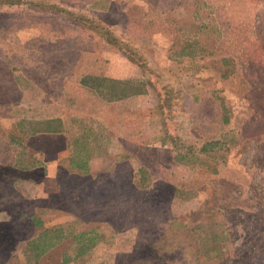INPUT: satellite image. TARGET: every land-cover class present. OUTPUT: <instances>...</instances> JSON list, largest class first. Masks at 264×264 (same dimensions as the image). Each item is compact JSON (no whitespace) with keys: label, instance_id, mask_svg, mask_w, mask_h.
<instances>
[{"label":"rangeland","instance_id":"obj_1","mask_svg":"<svg viewBox=\"0 0 264 264\" xmlns=\"http://www.w3.org/2000/svg\"><path fill=\"white\" fill-rule=\"evenodd\" d=\"M34 216L99 234L69 264H207L227 231L229 264L264 263V0H0V264Z\"/></svg>","mask_w":264,"mask_h":264},{"label":"trees","instance_id":"obj_2","mask_svg":"<svg viewBox=\"0 0 264 264\" xmlns=\"http://www.w3.org/2000/svg\"><path fill=\"white\" fill-rule=\"evenodd\" d=\"M182 55L196 56V53L195 51H189L186 50V48H183ZM222 60L223 62H228V57L224 56ZM92 78L95 79L94 82L89 81L86 78H83L82 82L87 86L97 88L98 91L103 92V94H105V96L111 100L120 99L133 94H143L148 92L147 83L143 79L138 81L135 80L134 82L132 79L121 80L107 76H96ZM79 138L80 135H78V138L76 139ZM219 143H221V141L215 140L207 142L206 145H214ZM206 145L203 147V150H206L208 148V146ZM80 150L81 149H79V152ZM89 158L90 156L88 157L85 155H82V158L80 160H75L72 158V166L76 167V170L86 173L90 170ZM132 184L135 190H137V188L135 187L140 188V186L137 185L135 182H132ZM175 191L178 192L179 190L176 189ZM117 198L123 199L122 196ZM195 213H197V211L188 212L186 218L193 217ZM31 218L33 220L34 227L39 229V231L37 236L25 243L22 248V250L26 252L25 257L27 264H42L43 262L48 261L52 257L59 259V261H56L55 264H69L77 259L82 258L89 251H92L98 243L99 234L95 230L79 231L78 233L73 234L71 237V232L69 231L70 226H68V230L65 224L54 225L50 227L46 226L45 222L37 216ZM187 227L190 228V223H188ZM195 228L196 226L192 227V231H194ZM0 237L3 241H6L5 237L1 234V232ZM230 239L231 233L228 231L226 232V234L222 233L221 237L217 236V233H212L210 236V241L212 240L214 241V243H211V247H208V249L205 251V253H203V255L202 252L200 254L198 253V251L197 253H194L193 262H199V260L204 261L203 258H205V260L208 261L207 264H229L228 262L232 258L227 254L228 245L226 242ZM62 247H64L65 249L62 250ZM249 249L250 250H246L247 252L245 251V253H243L244 255L242 256L243 262L245 261L246 264L250 262L249 258L252 256V254L254 255L256 246H251ZM51 251H56L57 253L60 252V256L57 257V253H55L54 255L50 254ZM210 252H216V254L213 255ZM180 259H183V256L180 257ZM252 264L264 263L261 260L255 259L253 260Z\"/></svg>","mask_w":264,"mask_h":264}]
</instances>
